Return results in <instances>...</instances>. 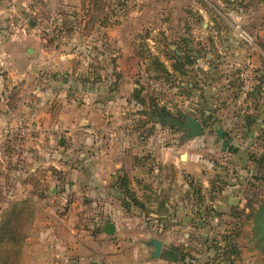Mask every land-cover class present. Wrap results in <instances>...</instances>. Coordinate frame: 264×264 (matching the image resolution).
<instances>
[{
    "label": "rangeland",
    "instance_id": "rangeland-1",
    "mask_svg": "<svg viewBox=\"0 0 264 264\" xmlns=\"http://www.w3.org/2000/svg\"><path fill=\"white\" fill-rule=\"evenodd\" d=\"M263 30L264 0H0L8 264H60L61 248L75 238L87 246L104 223L153 237L175 226L190 258L221 243L228 264H264L254 219L264 169L251 161L264 148ZM20 56L24 73L34 68L17 80ZM161 108L198 120L203 134L156 123ZM165 153L190 164L170 170ZM96 155L116 157L101 161L109 172L99 191L88 182ZM110 172L129 179L143 210L126 207Z\"/></svg>",
    "mask_w": 264,
    "mask_h": 264
},
{
    "label": "crops",
    "instance_id": "crops-1",
    "mask_svg": "<svg viewBox=\"0 0 264 264\" xmlns=\"http://www.w3.org/2000/svg\"><path fill=\"white\" fill-rule=\"evenodd\" d=\"M21 58V56L19 58H14V64L17 68V71L15 73L13 68L12 74L14 78H17V80L23 78V74L28 77L29 74L27 72L34 68V63L31 61L27 71L24 73L25 70L22 68L23 63L19 61ZM260 74H262L264 77V70H262ZM1 83L2 79L0 78V85ZM104 157L105 156L96 155L95 160L100 159L96 162L94 170V173H96L94 175H96L97 178L96 176L92 175L94 176L93 179L89 181L86 179V181H88L90 184H96L95 189L97 191L101 189L103 190L104 188L106 189V181L103 180V176L109 172V169L103 168L104 166L102 165L101 161L110 159L113 162V159L116 158L115 156H108L106 157L107 159H105ZM183 157L185 158L183 159ZM159 160H162L164 162L163 164L166 163L170 165V170L173 171L178 170L179 161H184L183 163H186V166L190 164V161H188V156L187 161H185L186 154L173 156L172 154L165 153L161 154ZM86 172L87 171H85L84 174H86ZM84 174L81 172L79 175ZM109 175L111 179V177L117 175V172H110ZM109 189H111V187ZM109 189L107 188V190ZM176 201L173 199L166 200L164 201V206L169 208V204L174 205ZM179 213L182 214L181 212ZM160 217L163 218L164 216L161 214ZM163 221L165 222V220H162L161 224H163ZM104 226L105 223L102 226V231L97 235V237L86 238L89 240L87 246L82 244V241L85 239L80 240L75 238L76 241L74 244L69 245L68 248H61L59 252V257L61 258L60 264H228L226 260L221 258L222 250H216V248H211L210 246H208V248L203 251V253L200 255V259L199 255L196 257V260L190 258L186 251H182L181 248H179L176 243L173 242L174 238L172 235L173 231L175 230V226H170L169 228L164 229L163 226L160 225L162 226V228L159 230L161 235L159 237L154 236L155 238L148 232H123L119 229V227L116 226H114L115 231L112 237H108L103 232ZM218 234L220 235V233ZM184 237H187V235H184ZM151 239H158L162 242V251L159 258L157 259L151 258L153 249L147 246L148 241ZM188 260L190 263H188ZM234 264H236V261H234Z\"/></svg>",
    "mask_w": 264,
    "mask_h": 264
},
{
    "label": "trees",
    "instance_id": "trees-1",
    "mask_svg": "<svg viewBox=\"0 0 264 264\" xmlns=\"http://www.w3.org/2000/svg\"><path fill=\"white\" fill-rule=\"evenodd\" d=\"M155 61L156 60H154V62ZM157 63H158V67L160 68V72L166 73L167 70H166L165 66L162 63H159V62H157ZM174 64L171 65V68L175 72V71H178L177 69H180V65L178 66V65H174ZM260 77L264 78L262 74H260ZM155 110L156 111L154 112V118L153 119L155 120L156 123L169 124V122H167V118H170L174 121H177V120L171 118V116L169 115V113L165 109L161 108V109H155ZM262 133H263V138H264V131H262ZM260 154L261 155H259V157H257V158H255L253 156L251 158L252 163L255 166H257L256 169L259 172H261L264 169V148L262 149ZM116 178H117L116 182H115L116 187L122 191V194L124 196V201H125L124 204L126 205V207H131V205H133L134 207L143 210L142 203L137 199L136 195L130 189L129 179L125 175L117 176ZM262 203L264 204V202H262ZM261 208H264V205ZM263 215H264V211H262L258 215H256V217H254V219H255L256 224H258L259 236L261 237L260 242H262V244L264 245V216ZM9 225H11V223L6 224V228L3 227L1 230L2 232L0 233V246H2L0 248V264H8L15 255L12 253L9 255H6L7 251H5V247H3V245H4L3 241L5 238L6 232L11 230V229L7 230V227ZM257 233H258V231H257ZM223 237L225 239V240L224 239L223 240L226 243L227 237L226 236H223ZM214 248H216V250L221 249L223 254H225V250H224L225 245L223 247V245L221 243H218V244H216V247H214ZM175 251H178V250H175ZM174 253H177V252H174Z\"/></svg>",
    "mask_w": 264,
    "mask_h": 264
},
{
    "label": "water",
    "instance_id": "water-1",
    "mask_svg": "<svg viewBox=\"0 0 264 264\" xmlns=\"http://www.w3.org/2000/svg\"><path fill=\"white\" fill-rule=\"evenodd\" d=\"M167 122H169L171 126H175L186 131L187 137H198L201 136L204 132V125L192 117H186L183 122L178 120L174 121L170 118H167ZM114 231V225L112 223L105 224L103 232L106 235L112 236L114 234ZM147 246L153 249L151 258H159L162 251V242L158 239H151L150 241H148Z\"/></svg>",
    "mask_w": 264,
    "mask_h": 264
},
{
    "label": "built area",
    "instance_id": "built-area-1",
    "mask_svg": "<svg viewBox=\"0 0 264 264\" xmlns=\"http://www.w3.org/2000/svg\"><path fill=\"white\" fill-rule=\"evenodd\" d=\"M248 73H249V72H246V73H245V76H246V80H249V81H250V80H251V78H253V76H254V75H253V73H252V72L250 73L251 75H248ZM249 81H248V82H247V81H245V83H244V87H245V88H243V89L245 90V91H244V93L248 92V88H250V87H251V85H250V82H249ZM113 136H114V135H111V138H113Z\"/></svg>",
    "mask_w": 264,
    "mask_h": 264
},
{
    "label": "flooded vegetation",
    "instance_id": "flooded-vegetation-1",
    "mask_svg": "<svg viewBox=\"0 0 264 264\" xmlns=\"http://www.w3.org/2000/svg\"><path fill=\"white\" fill-rule=\"evenodd\" d=\"M178 121H180V120H178Z\"/></svg>",
    "mask_w": 264,
    "mask_h": 264
},
{
    "label": "bare ground",
    "instance_id": "bare-ground-1",
    "mask_svg": "<svg viewBox=\"0 0 264 264\" xmlns=\"http://www.w3.org/2000/svg\"><path fill=\"white\" fill-rule=\"evenodd\" d=\"M184 158V157H183Z\"/></svg>",
    "mask_w": 264,
    "mask_h": 264
}]
</instances>
